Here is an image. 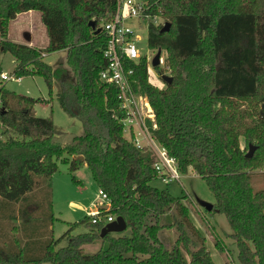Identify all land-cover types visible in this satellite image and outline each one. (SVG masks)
Listing matches in <instances>:
<instances>
[{"label":"trees","instance_id":"1","mask_svg":"<svg viewBox=\"0 0 264 264\" xmlns=\"http://www.w3.org/2000/svg\"><path fill=\"white\" fill-rule=\"evenodd\" d=\"M145 1L164 21L148 28L147 46L166 53L164 67L154 69L172 77L159 87L148 81L145 58L129 65L153 110L156 128L151 137L176 160L181 174L191 169L206 182L215 197L210 211L226 217L239 263L264 264V188L251 183L256 170L264 169V0ZM115 4L0 0V50L15 58L13 74L42 76L49 91L57 80L61 108L84 127L83 133L61 144L53 139L51 116L33 111L41 99L0 87V198L12 206L32 203L34 211L43 191L52 220L50 178L58 160L71 171L87 165L97 188L108 197L107 209L97 208L78 222L86 225L85 232L71 235L77 223H69V229L47 239L36 256L28 254L35 241L29 233L22 234L0 245V264H216L184 195L174 196L152 184L153 153L124 135L117 89L99 77L106 64L102 20ZM29 10L40 12L47 35L44 48L7 39L10 21ZM91 20L99 32L88 25ZM165 22L170 28L161 31ZM62 49L71 78L66 69L43 59L44 53ZM249 144L255 149L246 157ZM108 216H121L127 233L100 237ZM168 229L176 232L171 245L164 239ZM64 237L66 244L58 246ZM19 239H24L22 245ZM95 242L100 248L86 252L84 246Z\"/></svg>","mask_w":264,"mask_h":264},{"label":"rangeland","instance_id":"2","mask_svg":"<svg viewBox=\"0 0 264 264\" xmlns=\"http://www.w3.org/2000/svg\"><path fill=\"white\" fill-rule=\"evenodd\" d=\"M139 33L141 38L136 43L137 49L140 53H146L150 58L156 53V50H152L147 46L146 32L140 30ZM43 59L54 67L61 66L67 70L68 77H73V72L66 64V51L63 49L46 53ZM15 66L16 60L13 55L10 52L0 50V87L20 95L41 99V101L34 104L33 111L35 115L40 117L51 116L55 127L53 136L55 141L65 144L73 136L83 133L84 127L81 120L68 115L59 104L57 80H54L52 90L49 91L44 78L39 75L22 76L19 81L1 79L2 73L6 75L13 74ZM148 71L150 80L161 86L162 80L158 72L151 65L148 66ZM146 125H150L149 121H146ZM10 133L13 134L11 131ZM125 136L128 137L127 134ZM240 145L241 147L245 145L242 137H240ZM73 179L78 180V182ZM50 181L52 220H49L48 217V208L46 207L43 191L39 193L40 207L34 211L27 203H16L12 206L11 202L0 198V245H4L15 239V237L20 238L22 234L29 233L30 238L35 241V247L34 251L28 254L36 256L40 253L41 245L51 237L58 238L63 235L69 229V223H77L70 231L71 235L87 230L85 224H79L78 222L86 215L93 214L95 207L105 202L98 193L99 189L93 181L87 165L84 164L80 168L71 171L68 164L58 160L57 168ZM251 183L255 189L264 188V169L256 170L255 174L251 176ZM152 184L161 189H168L174 196L184 195L183 202L188 207L191 220L205 236L206 247L216 264H240L237 259L235 241L230 236L231 227L224 214L207 211L197 202V199H200L212 204L215 203L214 195L201 177L188 169L187 173L180 174L179 181L164 182L156 176L152 180ZM166 219L170 220V216L167 215ZM48 220L52 221L50 226H48ZM47 227H50L51 231L48 234L49 228L47 229ZM122 233L126 234L127 232L123 231ZM164 239L171 245L176 239L175 230H166ZM66 240V237H64L58 246L65 245ZM23 241L24 239L20 240V245ZM215 241L218 242V245H215ZM100 246V242H95L85 245L84 248L86 252H93L99 249Z\"/></svg>","mask_w":264,"mask_h":264},{"label":"built area","instance_id":"3","mask_svg":"<svg viewBox=\"0 0 264 264\" xmlns=\"http://www.w3.org/2000/svg\"><path fill=\"white\" fill-rule=\"evenodd\" d=\"M163 22L161 18L151 12V5L148 1L116 0L113 12L102 20L101 28L107 38L103 49L106 64L101 69L99 77L103 82L113 85L117 89L119 109L123 113L120 119L123 133L127 134L128 138H132L137 146L146 147L153 153L155 175L164 182H171L179 181L181 173L176 160L151 137V129L156 128L153 110L148 97L140 90L137 81L133 79V67L129 66L137 63L139 59L145 58L148 81L155 84L150 80L148 71V66H152L151 60L154 55L148 58L146 53H140L136 43L141 38L140 30L146 32L147 40L149 24ZM165 57V51L161 50L159 66H163ZM163 74L168 75L166 72ZM163 74L158 73L160 78ZM1 79L19 81L20 77L2 73ZM164 86L165 83L162 81V85L159 87ZM146 121H149V126L146 125ZM98 193L105 200V204L108 201L106 193L100 189ZM97 208L95 207V209ZM106 219L107 222L113 220L111 216ZM92 221L95 222L96 218Z\"/></svg>","mask_w":264,"mask_h":264},{"label":"crops","instance_id":"4","mask_svg":"<svg viewBox=\"0 0 264 264\" xmlns=\"http://www.w3.org/2000/svg\"><path fill=\"white\" fill-rule=\"evenodd\" d=\"M7 39L29 46L44 48L47 44V35L40 19V12L29 10L18 13L9 23ZM45 55L46 53L43 54V57ZM28 204L33 208L32 203Z\"/></svg>","mask_w":264,"mask_h":264},{"label":"water","instance_id":"5","mask_svg":"<svg viewBox=\"0 0 264 264\" xmlns=\"http://www.w3.org/2000/svg\"><path fill=\"white\" fill-rule=\"evenodd\" d=\"M88 25L95 30V32H99L100 28H96L95 27V22L93 20L88 22ZM170 28V23L169 22H165L162 27H161V31H168ZM160 52L161 50L158 49L156 50V53L154 54V56L152 57L151 60V64L152 67H157L160 64ZM161 79L163 82H165L166 84H169L172 81V77L170 75H166L163 74L161 75ZM261 108L264 110V103H262ZM255 149V146L252 144H249L248 146V151L245 153L246 157H251L253 154V151ZM79 158L81 159L82 157L79 156ZM197 202L200 206H202L205 210L210 211L213 208V204L206 202L204 200H200L197 199ZM98 208L100 209H107L108 208V204H102L99 205ZM126 228V222L125 220L121 217V216H117L115 219H113L110 222H107L100 231V237L104 236L106 233H120L122 231H124Z\"/></svg>","mask_w":264,"mask_h":264}]
</instances>
